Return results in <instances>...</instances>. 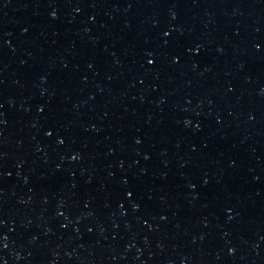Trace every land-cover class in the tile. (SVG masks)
Instances as JSON below:
<instances>
[{
	"label": "water",
	"instance_id": "95a60500",
	"mask_svg": "<svg viewBox=\"0 0 264 264\" xmlns=\"http://www.w3.org/2000/svg\"><path fill=\"white\" fill-rule=\"evenodd\" d=\"M0 264H264V0H0Z\"/></svg>",
	"mask_w": 264,
	"mask_h": 264
}]
</instances>
